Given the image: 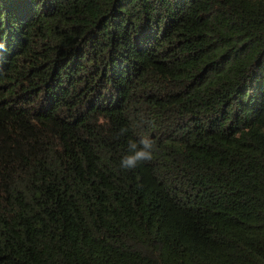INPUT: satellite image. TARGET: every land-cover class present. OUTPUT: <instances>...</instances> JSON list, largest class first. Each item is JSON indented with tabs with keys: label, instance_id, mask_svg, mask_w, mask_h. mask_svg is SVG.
<instances>
[{
	"label": "trees",
	"instance_id": "trees-1",
	"mask_svg": "<svg viewBox=\"0 0 264 264\" xmlns=\"http://www.w3.org/2000/svg\"><path fill=\"white\" fill-rule=\"evenodd\" d=\"M0 264H264V0H0Z\"/></svg>",
	"mask_w": 264,
	"mask_h": 264
},
{
	"label": "clouds",
	"instance_id": "clouds-1",
	"mask_svg": "<svg viewBox=\"0 0 264 264\" xmlns=\"http://www.w3.org/2000/svg\"><path fill=\"white\" fill-rule=\"evenodd\" d=\"M127 129L121 128V135L126 134ZM155 142L148 137H142L138 142L128 141V153L121 158L120 167L125 171H130L138 166L150 163L153 159Z\"/></svg>",
	"mask_w": 264,
	"mask_h": 264
}]
</instances>
